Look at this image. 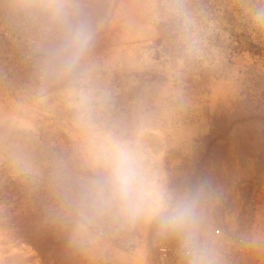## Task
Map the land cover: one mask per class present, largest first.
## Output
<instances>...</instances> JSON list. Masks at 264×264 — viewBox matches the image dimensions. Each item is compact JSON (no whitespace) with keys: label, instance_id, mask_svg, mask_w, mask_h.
<instances>
[{"label":"rangeland","instance_id":"1","mask_svg":"<svg viewBox=\"0 0 264 264\" xmlns=\"http://www.w3.org/2000/svg\"><path fill=\"white\" fill-rule=\"evenodd\" d=\"M262 11L0 0V264H187L185 233L113 197L102 142L169 204L194 203L214 264H264Z\"/></svg>","mask_w":264,"mask_h":264},{"label":"clouds","instance_id":"2","mask_svg":"<svg viewBox=\"0 0 264 264\" xmlns=\"http://www.w3.org/2000/svg\"><path fill=\"white\" fill-rule=\"evenodd\" d=\"M261 18H264V11L257 14V19ZM87 39V35L79 30L73 37V43L82 49ZM98 155L108 169L111 193L124 208L133 212L149 210L159 216L163 228L185 233L191 264H210L208 249L197 241L192 227L196 220L193 202L169 204L142 175L133 152L125 145L102 142Z\"/></svg>","mask_w":264,"mask_h":264},{"label":"built area","instance_id":"3","mask_svg":"<svg viewBox=\"0 0 264 264\" xmlns=\"http://www.w3.org/2000/svg\"><path fill=\"white\" fill-rule=\"evenodd\" d=\"M181 255H184V257L186 258V261H187V264H191V256L189 255V251H188V248L187 247H184L182 250H181ZM208 260L210 261V264H214V260L211 259V256L210 254L208 255Z\"/></svg>","mask_w":264,"mask_h":264},{"label":"trees","instance_id":"4","mask_svg":"<svg viewBox=\"0 0 264 264\" xmlns=\"http://www.w3.org/2000/svg\"><path fill=\"white\" fill-rule=\"evenodd\" d=\"M169 28H167V22H161L160 24V31L162 32V35L165 36L166 33L168 32ZM161 39V36L157 39L158 41ZM16 189V186L13 185L11 190L14 192ZM20 193L18 194L19 197Z\"/></svg>","mask_w":264,"mask_h":264}]
</instances>
